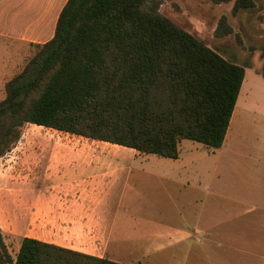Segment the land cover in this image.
I'll use <instances>...</instances> for the list:
<instances>
[{
	"label": "crops",
	"instance_id": "1",
	"mask_svg": "<svg viewBox=\"0 0 264 264\" xmlns=\"http://www.w3.org/2000/svg\"><path fill=\"white\" fill-rule=\"evenodd\" d=\"M68 1L0 0V102L32 45L54 37ZM256 83L245 68L221 149L182 140L176 160L40 126L49 130L48 152L38 140L42 164L13 183L0 172L4 243L15 255L29 238L118 264H264V88Z\"/></svg>",
	"mask_w": 264,
	"mask_h": 264
},
{
	"label": "trees",
	"instance_id": "2",
	"mask_svg": "<svg viewBox=\"0 0 264 264\" xmlns=\"http://www.w3.org/2000/svg\"><path fill=\"white\" fill-rule=\"evenodd\" d=\"M234 2L233 13L254 0ZM156 0H69L54 37L6 85L0 158L32 124L178 159L190 140L221 149L245 79L225 59L160 13ZM232 27L222 18L217 37ZM0 264H118L23 238L15 258L0 231Z\"/></svg>",
	"mask_w": 264,
	"mask_h": 264
},
{
	"label": "rangeland",
	"instance_id": "3",
	"mask_svg": "<svg viewBox=\"0 0 264 264\" xmlns=\"http://www.w3.org/2000/svg\"><path fill=\"white\" fill-rule=\"evenodd\" d=\"M156 1L161 4L160 13L163 16L194 35L225 59L247 68L249 81L257 80L258 89L264 88V0H254L253 10L239 14L233 13L234 2L215 4L210 0ZM222 18H225L226 23L232 27L233 33L219 38L216 36V29ZM13 51L8 50L6 53L11 54ZM35 53V49L30 48L31 57ZM24 129L18 146L0 160L2 178L12 183L15 176L20 172L25 174L29 166L42 164L35 162V157L42 155L38 140L42 143L44 152L49 150V130L33 125H28ZM5 246L6 251L15 258L13 250L11 251L7 244ZM4 252L0 247V253Z\"/></svg>",
	"mask_w": 264,
	"mask_h": 264
}]
</instances>
